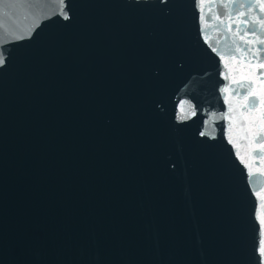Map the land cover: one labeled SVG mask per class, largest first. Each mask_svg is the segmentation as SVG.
Returning <instances> with one entry per match:
<instances>
[{
  "label": "water",
  "instance_id": "1",
  "mask_svg": "<svg viewBox=\"0 0 264 264\" xmlns=\"http://www.w3.org/2000/svg\"><path fill=\"white\" fill-rule=\"evenodd\" d=\"M64 8L0 0V264L264 261V0Z\"/></svg>",
  "mask_w": 264,
  "mask_h": 264
},
{
  "label": "snow or ice",
  "instance_id": "2",
  "mask_svg": "<svg viewBox=\"0 0 264 264\" xmlns=\"http://www.w3.org/2000/svg\"><path fill=\"white\" fill-rule=\"evenodd\" d=\"M59 5L61 6V12L63 13L64 15V18L67 19L68 18V15H67V12L65 11V0H59ZM260 44H264V40H261L259 41ZM215 51V49H213ZM259 58V57H257ZM4 63L3 59H0V65H2ZM201 135H204V133H201ZM264 223V222H262ZM258 231V240H259V229L257 230ZM258 255L259 257H264V245H261L258 247ZM257 264H264V261H261V260H258Z\"/></svg>",
  "mask_w": 264,
  "mask_h": 264
}]
</instances>
